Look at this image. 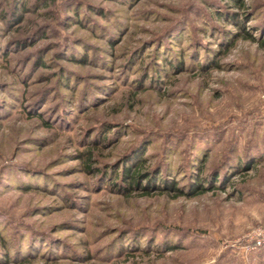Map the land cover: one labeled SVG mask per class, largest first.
<instances>
[{
  "label": "rangeland",
  "instance_id": "rangeland-1",
  "mask_svg": "<svg viewBox=\"0 0 264 264\" xmlns=\"http://www.w3.org/2000/svg\"><path fill=\"white\" fill-rule=\"evenodd\" d=\"M263 18L264 0H0V255L264 264L243 247L264 223ZM127 155L182 190L93 171L119 179Z\"/></svg>",
  "mask_w": 264,
  "mask_h": 264
},
{
  "label": "trees",
  "instance_id": "trees-1",
  "mask_svg": "<svg viewBox=\"0 0 264 264\" xmlns=\"http://www.w3.org/2000/svg\"><path fill=\"white\" fill-rule=\"evenodd\" d=\"M49 1H52V2L55 3V0H48V2ZM71 10H74L75 14L77 15V9L72 8ZM220 14H222V13H220ZM248 15L249 14H246L245 19H244V21L242 23L241 29H244L245 33L251 34L250 32L246 31V27H245V20L248 19ZM231 16H232V20L238 22L236 20V16L237 15L235 13H233ZM17 20H18L17 23H20V22L23 21V18L18 16ZM260 23L257 25V29H259L261 31H264V18H263V20H261ZM6 56H8V53H6ZM80 60H81L80 62L85 63V64H87L90 61L87 55L82 57V58H80ZM42 64H44V63H42ZM36 115L39 116V115H42V114L39 113V114H36ZM111 129L112 128L110 126L106 127V131L107 132H109ZM97 142H99L98 139L94 140L91 144L93 146H95V144H96V146H97ZM138 151H137L136 157L139 156V152ZM86 153L88 155V160L91 161L94 158V156H95L94 155V147L91 146L86 151ZM136 157H133V158L135 159ZM130 161H131L130 155H127L126 159H124L121 162V167L120 168H122V173H121V176H120L119 179H117V175H118L117 172L119 171V169L114 171L115 173H114L113 176H112V173H110L108 169L102 170V169H100L98 167L97 168L93 167V171L94 172H98L99 171L100 181H106V180L110 179L109 180L110 181L109 184H111L113 187H116L119 190V192H122V193H129V192H132L134 190H145V192H150V191H153V190H167V189L177 190V191H181L182 190L181 187H178L176 185L177 184L176 182H170L169 178H165L164 177V175L162 174V172H163L162 169H159L157 171H150V170L148 171L147 170V171L142 172L141 169H140V166H141L140 163H137L135 161L133 162L132 165L126 166V163H128ZM124 163H125V165H124ZM91 168H92V165L88 164V169L91 170ZM134 168H135V170H134ZM137 168H139V169L136 170ZM133 170H134V172H132ZM159 176L160 177L162 176V178H163L162 182L164 183V185L157 184V181L161 180V179H159L160 178ZM146 180H147V182L144 184V182ZM216 180H217V178H216ZM162 182H160V183L162 184ZM204 189H206L204 184L200 183L198 185L197 191L198 190H204ZM259 249H264V248H259ZM10 260H11V258H10V256L8 254L5 255V257H2L0 255V264H10Z\"/></svg>",
  "mask_w": 264,
  "mask_h": 264
},
{
  "label": "built area",
  "instance_id": "built-area-1",
  "mask_svg": "<svg viewBox=\"0 0 264 264\" xmlns=\"http://www.w3.org/2000/svg\"><path fill=\"white\" fill-rule=\"evenodd\" d=\"M244 240L243 247L246 250L264 248V223L256 227Z\"/></svg>",
  "mask_w": 264,
  "mask_h": 264
}]
</instances>
